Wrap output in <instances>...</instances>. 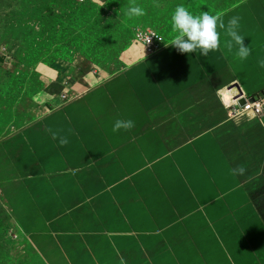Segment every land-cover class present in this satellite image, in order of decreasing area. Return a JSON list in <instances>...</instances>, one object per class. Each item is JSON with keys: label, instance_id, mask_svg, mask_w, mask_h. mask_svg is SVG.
<instances>
[{"label": "crops", "instance_id": "obj_1", "mask_svg": "<svg viewBox=\"0 0 264 264\" xmlns=\"http://www.w3.org/2000/svg\"><path fill=\"white\" fill-rule=\"evenodd\" d=\"M216 16L207 56L170 45L117 75L39 71L27 123L0 141V195L43 264H264V115L219 97H264V0Z\"/></svg>", "mask_w": 264, "mask_h": 264}, {"label": "rangeland", "instance_id": "obj_2", "mask_svg": "<svg viewBox=\"0 0 264 264\" xmlns=\"http://www.w3.org/2000/svg\"><path fill=\"white\" fill-rule=\"evenodd\" d=\"M242 1L0 0V141L27 123L44 66L80 65L91 74L102 69L117 75L139 57L137 33H159L170 46L177 6L196 16L205 11L216 16ZM133 6L144 15H129ZM226 90L219 93L222 103ZM262 175L261 193L264 170ZM6 209L0 195V264H42Z\"/></svg>", "mask_w": 264, "mask_h": 264}, {"label": "clouds", "instance_id": "obj_3", "mask_svg": "<svg viewBox=\"0 0 264 264\" xmlns=\"http://www.w3.org/2000/svg\"><path fill=\"white\" fill-rule=\"evenodd\" d=\"M131 16H143L144 11L138 6H133L129 9ZM173 30L177 33L170 44L172 47L179 50L181 53H195L200 50V54L207 56L210 51L217 50L220 46V35L217 31L218 22L219 27L224 28L225 24L221 17L210 15L207 11L202 12L196 16L191 14L184 6H177L173 16ZM240 17H232L228 21L227 34L231 37L232 41L238 45V56L241 59H246L250 54V48L244 45V37L238 34V25ZM155 36V35H152ZM150 37V36H149ZM149 37H147L148 43ZM160 39L159 37H157ZM161 40V39H160ZM167 46V45H166ZM231 47V44H229ZM260 66L264 67V60H261ZM254 115V114H253ZM264 124V120L261 121ZM134 127L132 120L117 119L113 125V132L120 130H131ZM56 139V134H53ZM61 146L68 143L67 137H61L59 140ZM234 175H244L246 169L243 166H237L232 169ZM252 177H249L246 182H251Z\"/></svg>", "mask_w": 264, "mask_h": 264}, {"label": "built area", "instance_id": "obj_4", "mask_svg": "<svg viewBox=\"0 0 264 264\" xmlns=\"http://www.w3.org/2000/svg\"><path fill=\"white\" fill-rule=\"evenodd\" d=\"M147 37H149V41H150L149 43L146 39ZM157 37H159L161 40L158 39ZM134 43L138 47V51H139V57L138 58L136 57L137 59L149 58L156 54H159L164 50V48L168 44L166 40H164V38L159 33L148 32V31L137 33V35L134 36ZM64 97L65 96H63V98ZM243 97L245 98L246 101L249 98L248 96H243ZM248 108L251 109V111L254 113V115L257 118L263 116L264 98L254 97L253 103L246 102V104L243 107H239L236 104V100H235L232 102L231 107L229 109H231V112L235 114V110L242 111V110H247Z\"/></svg>", "mask_w": 264, "mask_h": 264}, {"label": "water", "instance_id": "obj_5", "mask_svg": "<svg viewBox=\"0 0 264 264\" xmlns=\"http://www.w3.org/2000/svg\"><path fill=\"white\" fill-rule=\"evenodd\" d=\"M232 88H234L233 90H235L237 94H234V95L231 97V99H232L233 101L236 100V104H237L239 107H243V106L246 104V102H248V103H253V101H254V97H249V98L247 99V101H246L245 98L243 97V93H242L241 89L239 88V86H238L236 83H235V84H232V85H230V86H228V87L225 88V89H227V92H229ZM225 89H224L223 91H225ZM223 91H222V92H223ZM222 92H220V96H221V93H222ZM233 93H234V92L232 91L231 94H233Z\"/></svg>", "mask_w": 264, "mask_h": 264}, {"label": "bare ground", "instance_id": "obj_6", "mask_svg": "<svg viewBox=\"0 0 264 264\" xmlns=\"http://www.w3.org/2000/svg\"><path fill=\"white\" fill-rule=\"evenodd\" d=\"M231 97L232 96H228L227 98H226V100H227V102H229L230 104H232V102H233V100L231 99ZM247 111H249V112H251L252 114H254L252 111H251V109L250 108H248L247 110H242V111H238V110H235V112H247ZM255 116V115H254ZM256 117V116H255ZM257 118V117H256Z\"/></svg>", "mask_w": 264, "mask_h": 264}, {"label": "trees", "instance_id": "obj_7", "mask_svg": "<svg viewBox=\"0 0 264 264\" xmlns=\"http://www.w3.org/2000/svg\"><path fill=\"white\" fill-rule=\"evenodd\" d=\"M40 260V259H39ZM40 262L43 264V262L40 260Z\"/></svg>", "mask_w": 264, "mask_h": 264}]
</instances>
